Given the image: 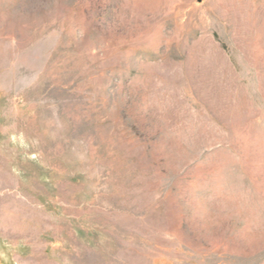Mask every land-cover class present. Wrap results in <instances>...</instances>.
<instances>
[{
  "label": "rangeland",
  "instance_id": "obj_1",
  "mask_svg": "<svg viewBox=\"0 0 264 264\" xmlns=\"http://www.w3.org/2000/svg\"><path fill=\"white\" fill-rule=\"evenodd\" d=\"M0 264H264V0H0Z\"/></svg>",
  "mask_w": 264,
  "mask_h": 264
}]
</instances>
